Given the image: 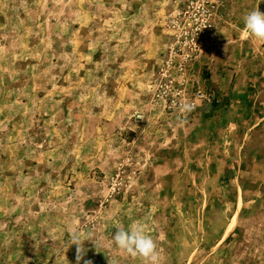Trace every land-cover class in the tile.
I'll use <instances>...</instances> for the list:
<instances>
[{"label":"rangeland","instance_id":"obj_1","mask_svg":"<svg viewBox=\"0 0 264 264\" xmlns=\"http://www.w3.org/2000/svg\"><path fill=\"white\" fill-rule=\"evenodd\" d=\"M256 6L0 0V264H75L73 229L92 264H144L111 240L135 222L161 264H264Z\"/></svg>","mask_w":264,"mask_h":264},{"label":"clouds","instance_id":"obj_2","mask_svg":"<svg viewBox=\"0 0 264 264\" xmlns=\"http://www.w3.org/2000/svg\"><path fill=\"white\" fill-rule=\"evenodd\" d=\"M243 31L257 40L264 41V13L258 6L244 17ZM193 110L194 105L190 102L185 101L180 105V111L185 116ZM177 123L178 126H183L187 120L182 118ZM111 240L123 253L141 258L144 264H161L163 250L158 247L153 237L146 233L145 225L140 222H135L127 229L121 227L112 235ZM84 242L79 232L73 229L69 234L68 248L72 245L76 246L75 264H81V261L83 264H92L90 259H85L88 249L84 246Z\"/></svg>","mask_w":264,"mask_h":264},{"label":"trees","instance_id":"obj_3","mask_svg":"<svg viewBox=\"0 0 264 264\" xmlns=\"http://www.w3.org/2000/svg\"><path fill=\"white\" fill-rule=\"evenodd\" d=\"M207 117H209V115Z\"/></svg>","mask_w":264,"mask_h":264}]
</instances>
